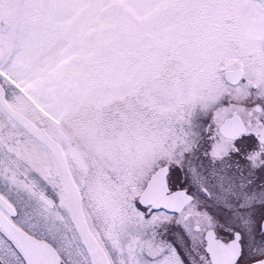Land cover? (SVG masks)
Listing matches in <instances>:
<instances>
[{"label":"snow or ice","instance_id":"obj_1","mask_svg":"<svg viewBox=\"0 0 264 264\" xmlns=\"http://www.w3.org/2000/svg\"><path fill=\"white\" fill-rule=\"evenodd\" d=\"M0 264H264V0H0Z\"/></svg>","mask_w":264,"mask_h":264}]
</instances>
